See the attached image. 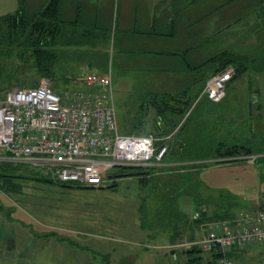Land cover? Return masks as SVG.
<instances>
[{
    "label": "rangeland",
    "instance_id": "rangeland-1",
    "mask_svg": "<svg viewBox=\"0 0 264 264\" xmlns=\"http://www.w3.org/2000/svg\"><path fill=\"white\" fill-rule=\"evenodd\" d=\"M17 1L0 0V15L7 14L13 6L17 7ZM120 1L114 0L115 19L101 30L93 42L94 50L77 46L70 47L69 52L60 51L52 66L50 80L53 90L59 94L69 96L76 91L89 90L81 77L85 71L94 69L78 61L80 54H92L97 69L111 71L112 85L105 92L112 95L122 133L127 127L125 124L137 116L148 92L196 91L207 70L205 64L200 65L215 49L235 44L236 49L264 52V26L262 17L257 16L258 7L264 0H203L200 5L194 3L197 7L194 6L192 29H189L193 30V35L188 41L186 39L189 42L186 45L180 42L183 40L181 28H178L180 24L175 35H172V27H145L149 31L168 33L166 40L176 42L174 51L178 54L171 63L153 58L151 51L141 52L143 44L136 48L138 44L132 37L143 36L144 32L138 33L131 26L122 27L119 20L116 21V16L120 18L127 9L130 14V7L125 8ZM149 4L146 0V16H154L156 12L153 8L150 10ZM163 45L169 46L168 42ZM20 51L19 47L9 44L0 47V98L6 90L22 84L31 86L41 78L34 69L33 58L28 52L20 55ZM221 101L198 105L194 117L181 134L187 144L186 153L207 154L211 146L206 142L212 139L215 145L221 139L230 143L244 142L245 138L264 140V73H247L237 78ZM210 105L215 109L213 113L207 112ZM202 122L207 125V131L212 127L208 123L215 122L216 135L212 131L211 136L203 134L199 124ZM258 155L264 153L236 157L244 158L246 162L213 163L227 159L222 157L187 162L207 163L199 170L203 183L214 187L217 194L226 195L228 191L245 194L249 198L244 199L241 206L249 209L264 198V181L260 180L254 165V158ZM37 170L42 174L49 172L44 167H37ZM18 174L22 176L14 180L20 185L19 192L5 191L0 187V219L7 220L6 210L10 209L28 225L15 224L18 230L28 228V255L31 256H28V264H185L180 250L190 245L186 237L171 244L168 230L167 234L157 235L158 229L142 226L140 206L147 212L150 205L157 202L153 199L156 194L152 186L142 185L136 178H124L118 180L114 188L76 189L26 177L29 173ZM200 198H206L203 191ZM175 207L192 220L198 202L193 195L184 193L177 198ZM260 246L259 258L264 243ZM170 251H176V255L170 257ZM230 256L234 258L232 254Z\"/></svg>",
    "mask_w": 264,
    "mask_h": 264
},
{
    "label": "trees",
    "instance_id": "trees-1",
    "mask_svg": "<svg viewBox=\"0 0 264 264\" xmlns=\"http://www.w3.org/2000/svg\"><path fill=\"white\" fill-rule=\"evenodd\" d=\"M57 8L58 0H50L44 9L32 18L26 17L20 9L14 14L0 18V25L5 26L4 28L0 26V47L3 44H9L10 46L19 47L21 49L20 55L28 52V56L33 57L34 66L41 74L40 77L46 76L50 78L52 75L56 52L50 49L49 45L60 30V24L56 20ZM258 9L257 16L259 18L262 17L264 26V3ZM204 64L207 70L196 91L192 93L188 90L182 92L150 91L145 95V100L141 103L137 116L125 124L127 126L123 132L125 134L154 135L163 138L159 143L166 142L168 144V152L163 160L164 164L117 166L105 175L106 182L104 184L94 187L60 181L53 178L50 172L42 174L31 163L0 160V187L5 188V191L19 192L20 185H17L14 180L15 177L22 176L18 172H22V174L29 173V175L25 176L53 185L76 189L114 188L120 179L136 178L142 185L152 186L153 192L156 194L153 199L157 201L152 206L150 205L147 212L142 208L143 206H140V210L143 212V228L158 229L155 232L159 231L157 235H160V233L167 234L168 230L171 233L168 236L171 244L177 243V239L182 238L186 229L192 224L201 223L206 219L223 221L239 217L237 216L239 212L244 213L245 211L241 206L242 203L238 198L239 196L232 191H228L226 195L217 194L214 187L206 186L199 175L200 168L207 163H190L187 161L222 157L227 159L213 163L246 162L244 158L239 159L236 157L244 154H255L256 152L264 153V140L260 141L257 139L253 141L245 138L243 139L244 142L230 143L225 139H221L215 145L214 139H212L206 142V145L211 146L208 147L209 152L202 156H195L186 153L185 147H187V144L182 140L181 134L188 122L194 117L199 104H216L224 98L214 101L206 93H203L209 77L229 65L233 66L235 74L226 83V94L230 84L244 74L264 73V52L262 50L255 52L252 50L251 52L249 48L247 50L236 49V45L231 44L215 49L214 53L200 66ZM201 93L203 97L199 98ZM190 110L191 112L189 113ZM214 111L215 109L210 105L207 112L213 113ZM199 124L203 134L211 136L210 132L212 131L213 135H216L214 131L217 129L214 126L215 122L208 123L212 126L208 128V131L206 124L203 122ZM212 138L214 137L212 136ZM254 165L260 180L264 181V155L256 156ZM202 191L206 197L203 200L200 198ZM184 193L193 195L198 202L196 212L199 214L197 218L193 217L196 212H194L192 220H190L183 213L176 210L175 202ZM252 208L246 211L251 212ZM256 208L252 214L264 209V204L261 203ZM189 243L190 245L180 250L185 264H218L220 256L218 252L205 251L199 244L195 242ZM175 252L170 251V257L175 256ZM230 254L232 253L230 252Z\"/></svg>",
    "mask_w": 264,
    "mask_h": 264
},
{
    "label": "built area",
    "instance_id": "built-area-1",
    "mask_svg": "<svg viewBox=\"0 0 264 264\" xmlns=\"http://www.w3.org/2000/svg\"><path fill=\"white\" fill-rule=\"evenodd\" d=\"M234 74L229 65L212 75L203 93L221 100ZM81 78L90 89L69 96L54 91L52 81L43 77L0 98V160L31 163L60 181L94 187L117 166L164 164L168 144L159 143L162 137L121 132L112 95L105 92L111 74L85 72ZM195 243L218 252V264H236L231 251L264 243V209L223 220ZM259 264H264V251Z\"/></svg>",
    "mask_w": 264,
    "mask_h": 264
},
{
    "label": "crops",
    "instance_id": "crops-1",
    "mask_svg": "<svg viewBox=\"0 0 264 264\" xmlns=\"http://www.w3.org/2000/svg\"><path fill=\"white\" fill-rule=\"evenodd\" d=\"M49 1L50 0H18V4L16 3L17 7L13 6L12 8H9L7 14H1L0 18L14 14L19 9L26 17L32 18L41 12ZM202 1L203 0H147L148 4L150 3V10L153 8L156 14L154 16H146V11H148L145 7L146 0H121L120 2L124 4L125 8L126 6L130 7V14L128 15L127 9V13L124 12L120 18L118 15L116 16V21L118 22L119 20L122 27L131 26L136 28L138 33L142 31L144 32L143 36L132 37V39L135 40V44H138L136 48H139L141 44L144 45L141 48V52L146 53L151 51L153 53V58L159 59L161 62L171 63L172 60L176 58L175 55L178 54V52L174 51V45L176 42L171 39H169V41L166 40L168 33H157L156 30L149 31L145 27L157 28L158 25L166 28L172 27V35H175L176 28L178 24H180L178 28H181L180 32L182 34L180 36L183 39L180 42L181 45H186L189 43L187 41L191 39L193 35V30L191 31L189 29H192V12L194 6H196L194 3L200 5V2ZM113 9L114 0H58L56 20L60 24V30L56 34L55 39L49 45V48L56 52L55 61L59 57L60 51L66 50L69 52L71 51L69 49L70 47L80 46L79 48H83L88 46L87 48L90 49V51H93V42L95 39H98L101 30L106 28L107 24L110 25L115 19ZM0 26H2V24ZM140 28L143 30H139ZM144 28L146 30H144ZM152 34L156 36H153ZM159 35L161 37H158ZM152 37H154L153 40L151 39ZM165 42H168L169 46H164L163 44H165ZM152 43L154 44L152 45ZM137 51L139 52V49H137ZM144 60L145 59L142 58V61ZM78 62H85V66H88L89 69H94L85 72L111 74V71L97 69V65L93 62L92 54H80ZM142 64L145 67V63L142 62ZM160 67L165 68L164 65H161ZM34 69L37 70L35 66ZM43 77L49 78L46 76H42L41 78ZM40 79H38V81ZM27 85L28 84H22L19 86ZM86 90H88V88ZM7 91L9 90H6V92ZM2 97L3 96H1V98ZM234 193L243 196L239 198L241 202H243L244 199L249 198L247 196L245 197V194H239V192ZM261 199L262 200L259 201V203L253 205L251 212L246 211L248 208H244V213L239 212L237 216L252 214L259 204H264V198ZM8 210H6L7 220L0 219V263L9 264L8 262L12 261L19 262L20 264H28V228L23 227L18 230L15 224H21L22 226L27 227L28 225L24 224L22 219L14 216L12 210ZM221 221L222 220L213 221L206 219L201 223L192 224L186 230L184 237H186L189 242H197L207 233V231H209L210 228H213ZM261 250L262 248L258 244H247L242 249H235L231 251V253L233 254L236 264H259V252H261Z\"/></svg>",
    "mask_w": 264,
    "mask_h": 264
}]
</instances>
